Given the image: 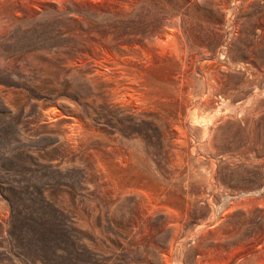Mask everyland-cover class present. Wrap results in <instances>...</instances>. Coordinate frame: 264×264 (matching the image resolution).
Returning a JSON list of instances; mask_svg holds the SVG:
<instances>
[{"label": "rangeland", "instance_id": "rangeland-1", "mask_svg": "<svg viewBox=\"0 0 264 264\" xmlns=\"http://www.w3.org/2000/svg\"><path fill=\"white\" fill-rule=\"evenodd\" d=\"M0 264H264V0H0Z\"/></svg>", "mask_w": 264, "mask_h": 264}]
</instances>
